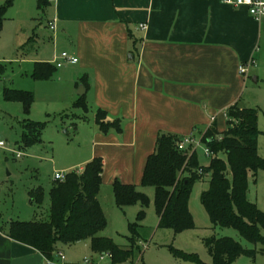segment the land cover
<instances>
[{
	"label": "crops",
	"instance_id": "obj_1",
	"mask_svg": "<svg viewBox=\"0 0 264 264\" xmlns=\"http://www.w3.org/2000/svg\"><path fill=\"white\" fill-rule=\"evenodd\" d=\"M37 3L14 0L1 30L27 17L33 22L42 12L48 26L54 25L49 26L53 46L61 45L78 58L76 64L61 66L52 90L65 103L83 97L85 108H79L92 111L93 120L76 127L78 143L86 145L62 170H81L101 158L99 203L102 190L112 191L115 181L143 188L146 159L160 135L193 134L200 141L211 125L224 132L227 109L242 100L246 87L247 72L240 74L239 65L254 61L264 45V17L255 19L246 8L219 0H44L41 9ZM30 30L38 35L37 27ZM55 57L35 62L53 63ZM99 109L108 121H120V132L99 128ZM187 148L195 150L193 145ZM5 226L0 224V264H85L91 254L81 240L58 244L47 259L10 239ZM259 255L240 256L246 260L241 264H251Z\"/></svg>",
	"mask_w": 264,
	"mask_h": 264
},
{
	"label": "trees",
	"instance_id": "obj_2",
	"mask_svg": "<svg viewBox=\"0 0 264 264\" xmlns=\"http://www.w3.org/2000/svg\"><path fill=\"white\" fill-rule=\"evenodd\" d=\"M14 0H0V30L7 17V11ZM42 8L44 0H38ZM6 63L0 62V78L5 73ZM51 62H35L31 72L34 80H46L56 72ZM6 100H16L23 104L25 114L34 101L30 90L5 87ZM75 107L85 108L83 97ZM234 103L227 109V129L221 134L214 125L209 126L200 136L210 151L209 162L201 165L196 151L178 149V136L164 134L156 141L155 150L144 166L141 186L154 188V206L158 217V228H171L175 233L193 228V219L188 201L195 181L209 175L208 189L200 197L213 227L233 228L253 248H247L231 237H215L204 240L212 257L211 263H203L196 255L181 254L195 264H230L240 256L254 259L257 254L264 256V213L247 198L248 174L264 171V158L257 153L258 110L240 108ZM95 122L103 132L111 128L120 132L119 120H107V113L99 109ZM44 122L25 120L22 140L31 145L39 141ZM225 155V158H223ZM101 158H93L83 168L68 171L63 181H55L49 191V219L46 221L10 220L6 223V235L19 243L38 250L47 259L52 257L58 244L68 245L81 240H89L91 250L96 253L110 252L112 263L131 259L138 248V232L145 215L149 199L145 193L131 184L115 181L112 193L116 206L123 208L139 204L136 220L130 223L129 245L121 247L109 238L100 235L106 225V218L98 201L101 188ZM230 173V177H228ZM31 201L40 205L43 200L41 188L30 193ZM177 254V251H175Z\"/></svg>",
	"mask_w": 264,
	"mask_h": 264
},
{
	"label": "rangeland",
	"instance_id": "obj_3",
	"mask_svg": "<svg viewBox=\"0 0 264 264\" xmlns=\"http://www.w3.org/2000/svg\"><path fill=\"white\" fill-rule=\"evenodd\" d=\"M11 14L13 10L9 16L14 19ZM46 19L47 17L39 12L33 22L27 17L15 21L5 30L0 31V62L6 63L7 67L0 78V138L5 142V146L0 147V224L3 225L10 220L49 219V191L55 182L54 173L67 172L66 169L62 170V166L67 165L68 161L86 145L78 143L76 127L83 124L81 121H87L85 122L87 124L91 119L93 120L92 111L83 113L81 108L75 107L74 103L78 96L75 97L74 103H65L64 99L57 100L60 95L56 89L52 90L53 81L57 79L59 71L63 68L58 67L47 81H34L30 76L32 63L38 58L50 61L62 51H68L61 45L53 46V32ZM32 26L37 27V36L31 35ZM25 29L27 32L24 31ZM30 35L33 36V40ZM247 68L246 87L238 104L258 110L261 129L258 127L260 134L257 137V153L264 158V45L260 53L254 57L253 63L247 64ZM10 74L11 78L6 77ZM254 76L258 78L256 82L253 81ZM5 87L30 90L33 93L34 101L28 114H25L21 102L4 98ZM26 119L45 123L39 141L31 145L25 144L22 140L23 124ZM192 145L199 163L207 165L209 162V156L205 152L207 147L201 142ZM208 179L209 175L195 181L189 196L188 207L194 227L177 233L171 228H158L154 188L149 186L140 188L149 202L141 226L137 229L138 248H135L131 259L117 264H195L182 258L181 254L196 255L203 263H211L212 257L205 247L204 240L215 237L228 236L244 247L253 248L254 245L246 241L237 230L211 225L200 200L202 192L208 189ZM37 188H41L43 192L40 205L31 201L30 196L31 191ZM247 198L264 213L263 170L258 171L256 175L248 174ZM100 204L106 218V225L100 235L109 238L116 245L127 247L128 237L131 236L130 223L136 220L139 204L120 208L115 204L112 191L106 188L100 194ZM262 233L264 235V231ZM83 243H87L91 250L89 240L82 241L81 245ZM89 252L91 254L87 258L98 261L100 253L92 250ZM245 261L240 257L230 264H241ZM261 263L264 264V257L261 255L255 262H251V264ZM99 264L113 263L112 259L106 256Z\"/></svg>",
	"mask_w": 264,
	"mask_h": 264
},
{
	"label": "built area",
	"instance_id": "obj_4",
	"mask_svg": "<svg viewBox=\"0 0 264 264\" xmlns=\"http://www.w3.org/2000/svg\"><path fill=\"white\" fill-rule=\"evenodd\" d=\"M221 3L225 5H229L231 7L239 8L244 7L248 11V13L255 19H261L264 17V0H219ZM50 28L53 29L54 25L53 23L49 24ZM78 62V58L67 52L62 51L60 55L56 56L53 60V63L56 65V67H61L64 64H76ZM253 63V61H251ZM247 64H241L239 65V73L245 74L247 72ZM195 142L199 143L193 134H190L186 137L181 138V140L178 142V149L184 150L187 148V146H190L194 144ZM5 142L0 138V147H4ZM205 152L208 156L211 155V151L206 148ZM20 153H18V156ZM80 171V170H78ZM67 172H58L56 171L54 173V179L55 181H63L65 179ZM109 257L112 259V254L110 252H102L98 256V261L92 259V258H86L85 264H99L100 261H103L105 257ZM60 257L63 259V254H60Z\"/></svg>",
	"mask_w": 264,
	"mask_h": 264
},
{
	"label": "water",
	"instance_id": "obj_5",
	"mask_svg": "<svg viewBox=\"0 0 264 264\" xmlns=\"http://www.w3.org/2000/svg\"><path fill=\"white\" fill-rule=\"evenodd\" d=\"M253 81H256V78L253 77ZM82 87L80 86L79 89H81ZM79 95H81L82 93L80 91L77 92Z\"/></svg>",
	"mask_w": 264,
	"mask_h": 264
}]
</instances>
